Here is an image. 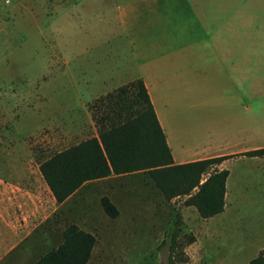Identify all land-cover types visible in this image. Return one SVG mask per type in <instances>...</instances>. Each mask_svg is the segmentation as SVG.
Instances as JSON below:
<instances>
[{
  "label": "rangeland",
  "instance_id": "rangeland-1",
  "mask_svg": "<svg viewBox=\"0 0 264 264\" xmlns=\"http://www.w3.org/2000/svg\"><path fill=\"white\" fill-rule=\"evenodd\" d=\"M116 2L0 0V190L20 170L26 200L50 204L44 187L27 184L42 177L39 161L96 134L100 97L136 80ZM194 3L217 10L218 23L227 20L248 41L250 94L241 102L250 106L251 133L264 140V0H169V7ZM229 169V211L211 219L185 206L186 195L165 199L145 171L90 182L37 221L25 264L57 247L69 224L96 237L86 264H248L264 248V160ZM102 196L118 208L116 218L103 211Z\"/></svg>",
  "mask_w": 264,
  "mask_h": 264
},
{
  "label": "crops",
  "instance_id": "crops-1",
  "mask_svg": "<svg viewBox=\"0 0 264 264\" xmlns=\"http://www.w3.org/2000/svg\"><path fill=\"white\" fill-rule=\"evenodd\" d=\"M116 13L136 60L130 80L142 79L174 163L231 156L217 166L229 171L224 211L209 219L224 216L230 206L229 165L264 160V155L243 154L264 147V140L251 133L250 106L241 102L250 94L243 88L249 77L248 41L243 34L236 37L227 20L219 24L217 10L195 3L186 10L170 8L169 0H117ZM20 172L0 190V264H25L27 235L64 202L55 201L42 177L27 184L44 187L51 203L27 201Z\"/></svg>",
  "mask_w": 264,
  "mask_h": 264
},
{
  "label": "trees",
  "instance_id": "trees-1",
  "mask_svg": "<svg viewBox=\"0 0 264 264\" xmlns=\"http://www.w3.org/2000/svg\"><path fill=\"white\" fill-rule=\"evenodd\" d=\"M101 113L95 118L97 135L58 150L39 161V171L57 203H62L85 182L145 171L162 196L171 200L186 195L202 218L224 211L227 169L217 166L231 156H218L175 164L141 78L100 97ZM264 155V147L243 153ZM107 216L119 210L108 196L100 198ZM178 229L172 233L171 249ZM96 237L76 224L62 230L61 243L32 264H86ZM248 264H264V248Z\"/></svg>",
  "mask_w": 264,
  "mask_h": 264
},
{
  "label": "built area",
  "instance_id": "built-area-1",
  "mask_svg": "<svg viewBox=\"0 0 264 264\" xmlns=\"http://www.w3.org/2000/svg\"><path fill=\"white\" fill-rule=\"evenodd\" d=\"M6 2H8V0H6Z\"/></svg>",
  "mask_w": 264,
  "mask_h": 264
}]
</instances>
